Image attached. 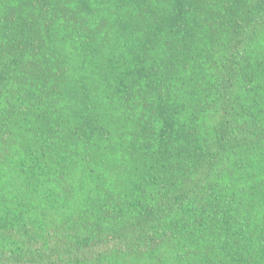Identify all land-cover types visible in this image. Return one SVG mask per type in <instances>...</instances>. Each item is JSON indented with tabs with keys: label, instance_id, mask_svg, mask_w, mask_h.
<instances>
[{
	"label": "trees",
	"instance_id": "trees-1",
	"mask_svg": "<svg viewBox=\"0 0 264 264\" xmlns=\"http://www.w3.org/2000/svg\"><path fill=\"white\" fill-rule=\"evenodd\" d=\"M0 264H264V0H0Z\"/></svg>",
	"mask_w": 264,
	"mask_h": 264
}]
</instances>
